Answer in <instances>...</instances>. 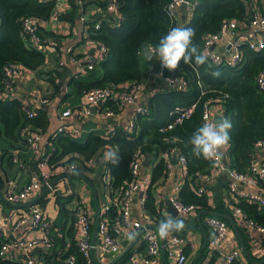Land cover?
<instances>
[{"label": "trees", "instance_id": "trees-1", "mask_svg": "<svg viewBox=\"0 0 264 264\" xmlns=\"http://www.w3.org/2000/svg\"><path fill=\"white\" fill-rule=\"evenodd\" d=\"M70 2L71 9L61 13V16L73 20L80 13V2L77 0ZM169 3L170 0H120L119 10L122 14L120 22H116L109 14H92L87 20L88 38L105 45L107 50L96 67L83 76L72 77L70 82L77 89L86 90L85 92L95 86L108 85L121 90L127 85L140 83L143 75L140 50L147 44L158 47L161 37L169 30L176 27L190 28L195 33L193 43L204 54L206 37L218 31L223 21L229 18L246 19L251 12L246 0H196L190 20L181 24L178 17L171 14ZM101 4L106 8L107 0ZM56 5V0H0V135L9 139L21 137L26 144L27 138L21 135V130L31 126L30 132L43 133L49 126L50 117L46 108L34 109L36 114L30 117L21 99L11 98L5 94L4 66L9 62H16L29 69H37L45 64L46 53L28 43L22 34L21 22L27 15L49 19ZM243 50L244 59L237 66L212 63L208 58L204 64L197 65L193 57L192 63L189 64L181 60L175 72L163 67L166 75L182 76L187 85L184 88L167 86L154 91L147 101L148 111L137 112L134 115L136 125L133 130L116 126L111 134L102 135L91 131L85 139L53 133L46 140L49 151L43 152L42 155L50 153L49 162L51 165H57L64 160L66 154L77 152L82 157L70 159L88 168L87 161L99 158L105 149L114 150L118 162H107L106 166L110 167L112 175L111 190H117L121 194L125 183L131 178V161L137 153L139 158L152 153L159 157L163 151L171 154V149L176 147L179 153L187 157V174L191 177V180H187L180 189V198L186 203H194L197 209L218 210L209 203L208 194H199L195 189L200 184L197 180L198 174L207 172L212 162L202 156L200 158L194 156L188 141L203 125L202 115L206 105L214 103L221 109L224 119L232 124L228 130L230 139L227 150L230 167L243 172L249 170L254 160L255 143L259 139H264V93L256 82L258 71L264 68V46L261 49H253L244 44ZM64 74L65 71L59 69L47 72L48 78L56 88L60 84L55 78L57 76L61 78ZM194 103L196 104L193 113L182 122L173 124L177 115L176 107ZM105 107L119 109L116 101L112 99ZM170 124L173 125L170 127ZM167 137L170 139L166 140ZM165 169L166 163L161 157L152 170L144 202V209L156 228L168 217L163 214L161 210L163 205L162 202H158L156 193V186L165 175ZM3 183L4 178L0 173V186ZM238 205L250 218L264 222V207H259L257 203L246 199H241ZM115 212L113 208L108 210L110 217ZM69 217L72 223L67 227ZM171 217L175 219L174 216ZM64 219L67 227L64 231L69 237V244L67 245L65 236L53 238L54 246L51 248L53 253L62 260L72 254L75 256V264H89L75 238L73 224L75 214L66 206L61 207L57 224H65ZM225 219L229 222L227 218ZM200 221L206 234H209L211 229L203 219ZM184 233L176 232L180 236ZM212 235L210 233L205 240V246L195 264H204ZM3 241L0 236V247ZM130 256L131 251H128L109 264H129ZM213 259L212 256L208 264H211ZM0 264L25 262L22 259L0 256ZM234 264L241 263L237 259Z\"/></svg>", "mask_w": 264, "mask_h": 264}, {"label": "crops", "instance_id": "crops-1", "mask_svg": "<svg viewBox=\"0 0 264 264\" xmlns=\"http://www.w3.org/2000/svg\"><path fill=\"white\" fill-rule=\"evenodd\" d=\"M80 5V13L73 19L64 18L60 15L58 20L51 22H45L41 26V35L44 38V52L46 53V62L37 69H29L25 65H21L20 69L15 74L17 97L21 99L26 108L38 109L46 108L50 117V123L45 132L42 133L43 141L41 143L42 151L47 153L48 144L46 142L49 135L55 133L71 135L75 138L85 139L89 132L95 131L99 134L105 135L110 127L121 126L128 127L129 119L133 115L134 106L126 105L115 116H104L103 107L91 106L88 113L82 112V108L86 105V90L77 89L73 83L70 82L72 77L83 76L85 73L80 71V63H88L93 57L95 59L100 57V47L97 43H92L88 38L87 20L92 14H109L110 17L114 15L107 13L106 8H103L101 2L106 0H77ZM196 1V0H186ZM251 10L248 18L257 14H264V0H246ZM57 4L61 5V13L67 12L71 9L70 0H56ZM192 16V8L187 7L184 11L180 8L178 14V20L181 24H184L190 20ZM248 29L246 27H239L235 32H227L218 41L217 49L228 51L230 48L229 41L237 39L242 43V48L245 43V35ZM258 36L264 38V31L257 32ZM248 45V44H246ZM249 46V45H248ZM244 51V50H243ZM74 58V59H73ZM95 64V67L100 63ZM140 61L142 65V83L144 90L138 103L147 102L149 96L162 87L169 86L168 83L160 76L159 67L161 61L158 57L145 47L140 54ZM64 70L63 77L57 76L56 82H59L60 86L55 87L53 82L48 78L47 72L51 70ZM47 97L48 103H41L40 98ZM66 109H70L72 114L66 117L62 116V112ZM31 127V126H30ZM26 126L25 129H31ZM24 130V129H23ZM22 131V130H21ZM21 133V132H20ZM22 135V133H21ZM23 136V135H22ZM24 137V136H23ZM21 138V137H20ZM9 139L0 135V173L4 178V183L0 186V189L5 192L7 183L13 179L17 185L22 186L28 181L33 173L38 170L37 159L38 155L34 153L33 149L26 144L25 141L20 139ZM52 146V145H51ZM50 146V147H51ZM223 160L230 166L228 162V144L220 148ZM17 152L21 158L27 163L26 168H20L12 161V154ZM158 156V155H157ZM155 154H144L141 156L142 170L140 174L141 188L135 194V200L133 203V217L135 219L144 220L143 206L140 203V199L143 194L146 193V189L151 181L152 170L157 162L164 158L166 163L165 175L160 179L156 186L157 200L159 203H163L169 195L180 192L182 186L191 177L188 176L182 165L172 162L174 154L168 155L164 151L160 153L159 157ZM71 157H82L80 153L72 152L66 154L63 159L67 162H74L77 165L76 170L68 172H81L89 177L96 185L99 193L100 204L103 213H105V206L110 205L114 209L115 214L107 217L109 227L115 228L119 226L121 229V252L119 254H112L104 252L99 246V237L97 235L95 242L94 257L100 264H109L114 261L115 258L121 257L120 255L124 251H131V256L141 259L146 255V246L143 238V230L131 228L128 229L121 224L120 221V208L115 202L120 199L119 191L110 192V197H107L102 190V182L100 180L101 173L106 168V162L103 155L97 159L87 161L88 168L82 164L70 159ZM254 159L257 162L264 161V150L256 149ZM148 161V165H145V161ZM105 162V163H104ZM215 164L212 163L211 168L207 171L210 172L214 169ZM68 172H59L57 175H63L55 184L54 190L48 189L41 194L45 188H40L25 199H37L36 204L44 208L53 220L52 224V237L56 239L57 236H65L67 239V245L69 244V237L64 231L67 229L70 222V217L67 219V227L64 219V223L57 224L60 216V210L62 206H66L73 210L75 214V220L73 222L75 228V238L77 237V221L80 215V208H85L87 213L95 220L96 208L94 203V196L91 185L86 179L73 176L68 178L64 176ZM56 175V176H57ZM229 175L226 171H220L212 178V181L207 183V192L209 195V203L217 208V212L231 215L233 222L229 221V234L228 237L221 243L220 251L224 254L230 253L234 250H240V263L241 264H253L249 259L245 250V246L253 254V257L260 261L264 259V234L259 231L250 228L245 219L240 215L234 213L235 207L241 201V196L238 193H231L229 191ZM240 191L255 192L264 197V178H257L256 184L240 185ZM43 200V201H40ZM43 202V203H42ZM35 204V203H33ZM259 207L264 205L259 204ZM186 216L174 217L175 219H183L185 227L182 232H185L182 236L186 238V241L177 245L181 247L189 256L187 264H192L199 254L201 247L205 244V240L210 236L211 228L206 224V218L208 214L202 215L203 218L199 219L197 216L198 211ZM204 210V209H202ZM210 211V210H209ZM212 211V210H211ZM30 213V206L13 207L6 202L0 206V236L4 239L3 242H11L20 237H33L40 234L39 229L28 227L27 224L17 226V221L23 214ZM28 213V214H29ZM166 216V215H165ZM168 217L171 215H167ZM203 222L211 229L209 234L205 232L202 226ZM56 222V225H55ZM149 224H154L152 220ZM208 229V228H207ZM136 233L135 239H128L125 233ZM93 234V231H92ZM211 239V238H210ZM66 247V246H65ZM32 254L37 256L39 264H64L58 255L54 254L53 249L44 245H39L32 250ZM59 251H63L60 250ZM127 251V252H128ZM206 254L204 258V264L210 263L212 256L214 257L212 263L215 262L217 254ZM219 249L217 250V252ZM220 254V253H219ZM63 261V262H62ZM174 257L169 254L168 249L165 246V253L162 251V258L158 264H173ZM211 263V264H212Z\"/></svg>", "mask_w": 264, "mask_h": 264}, {"label": "built area", "instance_id": "built-area-1", "mask_svg": "<svg viewBox=\"0 0 264 264\" xmlns=\"http://www.w3.org/2000/svg\"><path fill=\"white\" fill-rule=\"evenodd\" d=\"M186 0H170L169 10L174 17H178L179 9L181 4ZM194 1H188V7L191 9L194 6ZM120 0H107L106 10L108 13L115 16V21L120 22L122 19V14L119 10ZM61 15V5L57 4L53 10L49 19H44L36 15H27L23 18L21 22L22 34L26 37L29 44L33 47L44 50V38L41 35V26L45 22H51L58 20ZM99 24H96L98 26ZM239 27H246L248 31L245 35V43L249 45L250 48L261 49L264 46V38L258 36L257 32L264 31V14L255 13L249 18L237 19L229 18L222 22L218 31L209 34L205 41L203 52L207 58L212 63H225L230 66L239 65L244 59V51L242 48V43L237 39H232L229 41L230 48L228 51H223L217 49L219 39L227 32H235ZM92 43H96L94 40H90ZM98 44V43H97ZM101 53L100 57L91 59L88 63H80L81 73H87L89 70L95 67V64L99 60H102L104 54L106 53V46L99 44ZM147 48L150 49L152 53L155 54L157 46L152 44H147ZM143 49L140 50V53ZM74 59V58H73ZM22 64L16 62H9L4 66V84L3 90L8 97L17 98V86L15 80V74L20 69ZM160 76L168 83L169 86H174L178 88H184L187 85V81L182 76L172 77L164 73V68L162 64L159 67ZM256 82L260 90L264 93V68H261L256 75ZM144 90V85L142 82L127 85L121 90H116L112 86H95L86 92V105L83 106L82 112L88 113L91 106L103 107L104 116H115L119 111L126 105L134 106L133 115L129 119L128 127L129 130H133L136 123L134 120V115L137 112L148 111L147 102L138 103L139 98ZM41 103H48L47 97L40 98ZM116 101L119 106L118 110L113 108L105 107L109 100ZM195 104L186 105L182 107H176L177 115L175 116L173 124L177 122H182L185 117L190 116L193 111ZM26 112L30 117L36 114L35 110L32 108H25ZM216 113H222L221 109L214 103L207 104L202 115L203 124L205 122H213L214 115ZM72 114L70 109H66L62 112V116L66 117ZM223 114V113H222ZM173 124H170L171 127ZM115 127H110L109 131L106 133L111 134ZM22 135L27 138V144L33 149L39 157L37 159L38 170L33 173L26 183L22 186L17 185V183L11 179L7 183L5 190V197L14 203L23 202L25 199L36 193L40 188L49 187L50 190H54L52 184L53 178L59 172L74 171L77 168L76 163L61 161L59 164L51 165L49 162L50 153L42 155L41 143L43 141V135L40 131H29V129H24L21 131ZM170 138L167 137L166 140ZM264 150V139H259L255 143V150ZM111 150L105 149L103 152V157L105 162H113L110 159L105 158V154ZM114 152V150H112ZM166 153V152H165ZM168 154V153H167ZM177 155L178 162L182 165L184 170L187 172V157L184 154L178 152V148L174 147L171 149V154ZM42 155V156H41ZM138 153L134 156L131 161V178L125 183L123 187L120 199H118L115 204L120 208V221L123 226L128 229L136 228L143 230V238L146 246L145 257L138 259L134 255L130 256L129 264H158L162 258V245L164 244L168 249L169 254L173 255V264H187L189 261L188 254L177 245L182 244L186 241L184 236L176 234L172 231L169 233L167 238L161 239L159 236L158 228L151 227L149 224L150 216L144 209V202L146 198V193L142 195L140 203L143 206L144 220L135 219L133 217V203L135 200V194L141 188L140 174L142 170L141 157L139 158ZM12 161L18 165L20 168H26L27 163L21 158V156L14 152L11 156ZM215 164L214 169L210 172L199 173L197 180L200 182L199 186L196 187V192L199 194L207 192V183L212 181V178L217 175L220 171H226L229 175V191L231 193H238L241 199H246L252 203H259L264 205V197L255 192H244L240 191V185L242 183L255 185L257 178H264V161L257 162L255 159L252 161L249 170L246 172L240 171L236 168L230 167L224 160L219 150V154L212 159H209ZM100 180L102 182V190L107 197H110L111 192V181L112 175L110 172V167L106 166L104 171L101 173ZM191 180V179H190ZM193 184V182H190ZM174 207L177 209L180 216H186L192 213H196L197 206L194 203H186L182 201L179 193H173L168 197ZM4 202L0 201V206ZM162 212L164 215H171L167 209V205L164 201L162 203ZM111 208L110 205L105 206V213ZM80 215L77 221V244L80 251L87 258L89 264H95L92 256V231L94 227L95 220L87 213L85 208H80ZM29 213V212H28ZM23 214L21 218L17 221L16 225L21 226L27 224L28 227L37 228L40 231L38 236H33L30 238L20 237L11 242H3L0 247V256L11 259H22L25 264H39L37 256L32 254V249L44 245L48 248L54 246V240L52 237V224L53 220L49 214L41 206L35 204L30 205V213ZM101 219L98 223L97 235L99 237V246L104 252H109L112 254H119L121 252V229L119 226L115 228H110L108 220L104 216L101 208ZM234 213L240 215L245 219L247 225L264 234V222L256 221L250 218L246 212L237 205L234 209ZM107 217H110L107 214ZM206 224L212 229L213 235L209 240L210 253L217 254L216 260L212 264H234V262L240 259L241 251L234 250L230 253L224 254L220 251L221 243L228 237L230 226L229 222L219 216L209 215L206 218ZM219 251L217 252V250ZM220 253V254H219ZM64 264H75V256L68 255L64 259Z\"/></svg>", "mask_w": 264, "mask_h": 264}, {"label": "clouds", "instance_id": "clouds-1", "mask_svg": "<svg viewBox=\"0 0 264 264\" xmlns=\"http://www.w3.org/2000/svg\"><path fill=\"white\" fill-rule=\"evenodd\" d=\"M194 30L190 28L176 27L168 31L161 37L159 45L155 50V55L161 61L162 67L167 68L171 72H175L180 61L184 63H192L195 57V63L202 65L205 63L207 56L203 54L197 45L193 43ZM219 75V73H217ZM232 124L229 120L205 122L196 132L189 138L188 143L192 146V153L197 158L201 156L206 159L215 158L219 154L220 148L226 146L229 142V129ZM106 159H110L113 163L118 162L115 152L109 151L105 154ZM185 223L183 219H173L167 217L159 223L158 232L161 239L167 238L170 232H179L183 230ZM128 239H135L136 233H125Z\"/></svg>", "mask_w": 264, "mask_h": 264}, {"label": "water", "instance_id": "water-1", "mask_svg": "<svg viewBox=\"0 0 264 264\" xmlns=\"http://www.w3.org/2000/svg\"><path fill=\"white\" fill-rule=\"evenodd\" d=\"M188 7V2L187 1H184L182 4H181V9L184 11L186 8ZM224 119V115L222 113H216L214 115V120L215 121H220V120H223ZM172 162L174 163H178V157L177 155H174L173 158H172ZM145 165L147 166L148 165V161L146 160L145 161ZM63 175H57L53 178L52 180V184L55 185L57 183V181L62 177ZM64 176L68 177V178H72L73 176H79V177H82L84 179L87 180V182L91 185L92 187V191H93V196H94V203H95V208H96V218H95V222H94V227H93V234H92V244H93V247H92V256H93V259H94V262L95 264H100L98 262V260H96V258L94 257V250H95V242H96V237H97V229H98V223L101 219V216H102V213H101V204H100V199H99V193H98V189L96 187V185L93 183V181L87 177L86 175L82 174L81 172H68L66 173ZM49 189V187H46L44 189V191L41 193L43 194L45 191H47ZM0 198L3 202H6L7 204L13 206V207H23V206H30L32 205L33 203H36V198L35 199H30V200H27V201H23V202H19V203H14V202H11L9 201L6 197H5V192H3L1 189H0ZM165 203L167 205V209L169 211V213L174 216V217H178L179 216V213L177 211V209L174 207V205L172 204V202L170 201L169 198H166L165 199ZM204 214H208V215H216V216H219V217H222V218H227L229 221H232L233 222V218L231 217V215H228V214H224V213H221V212H217V211H209V210H200L198 211L197 213V216L199 219L202 218V215ZM151 227H154L156 228V226L154 224H150ZM205 244L203 245V247L200 249V252L199 254L197 255V257L195 258V260L192 262V264H195L198 257L200 256V254L202 253V250L204 248ZM244 250L247 254V256L249 257V259L252 260L253 264H264V259L263 260H256L254 257H253V254L250 252V250L245 246L244 244ZM128 251V250H127ZM127 251H124L120 256H123L127 253ZM162 251L163 253H165V245L163 244L162 245Z\"/></svg>", "mask_w": 264, "mask_h": 264}, {"label": "rangeland", "instance_id": "rangeland-1", "mask_svg": "<svg viewBox=\"0 0 264 264\" xmlns=\"http://www.w3.org/2000/svg\"><path fill=\"white\" fill-rule=\"evenodd\" d=\"M211 251V250H210Z\"/></svg>", "mask_w": 264, "mask_h": 264}]
</instances>
